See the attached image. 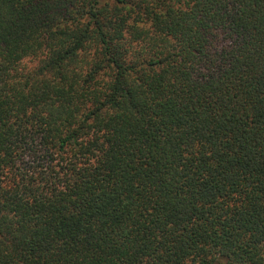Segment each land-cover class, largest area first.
<instances>
[{
	"label": "trees",
	"instance_id": "1",
	"mask_svg": "<svg viewBox=\"0 0 264 264\" xmlns=\"http://www.w3.org/2000/svg\"><path fill=\"white\" fill-rule=\"evenodd\" d=\"M0 264H264V0H0Z\"/></svg>",
	"mask_w": 264,
	"mask_h": 264
}]
</instances>
